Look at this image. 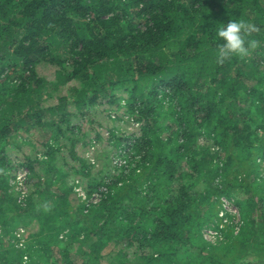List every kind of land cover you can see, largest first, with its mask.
I'll use <instances>...</instances> for the list:
<instances>
[{
    "label": "trees",
    "instance_id": "1",
    "mask_svg": "<svg viewBox=\"0 0 264 264\" xmlns=\"http://www.w3.org/2000/svg\"><path fill=\"white\" fill-rule=\"evenodd\" d=\"M233 19L257 44L219 64ZM118 109L129 133L106 126ZM37 129L53 143L24 157L17 204L6 166ZM262 160L264 0H0V264H264Z\"/></svg>",
    "mask_w": 264,
    "mask_h": 264
},
{
    "label": "rangeland",
    "instance_id": "2",
    "mask_svg": "<svg viewBox=\"0 0 264 264\" xmlns=\"http://www.w3.org/2000/svg\"><path fill=\"white\" fill-rule=\"evenodd\" d=\"M46 65L39 67V72L41 73L40 75H46V71L48 72V70L46 69ZM46 69V70H45ZM120 105H123V103H121ZM119 110V111H118ZM117 112H113L116 114H112V118H116V115H119L118 119H123L120 121H115V122H109V124H107L106 126L108 128H111L112 126H117L118 127V131H121L120 133H129L130 131H132L133 125H130V123H127L125 121H127V116L125 115V111L124 109H118ZM87 117L86 119L91 122L90 124V128L86 129L89 131V134L91 135L92 138H94L93 136H96L95 134V129H99L102 125H103V118L102 116H98V114H94V111L90 110L87 113ZM117 119V118H116ZM85 128V127H84ZM50 134L51 132L47 129H42V130H34L33 132H30V134L28 136L23 135V133L19 134L20 137L19 138H15L13 140L14 143L19 144L18 145V151L15 152L12 156H11V160L12 162H10V165L6 166L7 169V174L9 176V184L11 185V189L9 190L10 192V196L14 197V199H16V203L18 204L20 201H24V199L28 196V194L31 193V191L33 190V185L35 183V181L32 180L31 185H26L24 182V184L21 186V188L18 186L17 183H15V177L16 175H18V173H23V172H27L25 167H22V161L24 159V157H37L39 159L43 158V149L40 147L41 143L48 141L49 143H53V140L50 139ZM106 133L104 132V135ZM101 135V134H100ZM102 135V136H104ZM25 141V142H23ZM29 142V143H27ZM93 145V144H92ZM103 144L101 143H97V145L95 146V144L92 146V149H96L97 152H100L102 150ZM76 152L79 158H85L88 157L89 152L84 153V148L82 149V147H80L79 145L76 148ZM264 161V160H262ZM246 169H251V166H247L245 167ZM260 168V167H259ZM258 171H260V169H258ZM263 173L262 178H264V172ZM22 192L24 193L22 196ZM222 201V200H221ZM23 206V203H22ZM233 206V204H232ZM4 207H6V204L4 205ZM221 207H222V202H221ZM222 209V208H221ZM220 209V210H221ZM219 210V211H220ZM10 212V211H8ZM7 215H10V217H14V213H8ZM238 219L237 217H235V220L233 221V223L237 222ZM225 223V222H224ZM223 223V225H224ZM33 224V223H31ZM222 225V226H223ZM20 224L18 225V227H16V229L14 230V235L16 234V232H18V230L20 228H23L22 226H20ZM19 228V229H18ZM1 229H3L0 226V232ZM210 230L211 233H213V235L215 236V238H217V234H215L216 232L213 231L212 229H205L204 232V237L206 240L208 241H213L214 238L211 235V233L208 231ZM26 233H31L32 231H37V226L35 225V227L30 226V229H25ZM16 241L17 239L13 240L11 239V243L12 245H14L16 247ZM9 242V238L7 237H3L1 243H0V247L3 245V247H6L7 244ZM2 244V245H1ZM5 245V246H4ZM19 249V247H16ZM113 249V246L111 244H109L105 249L104 252L108 253L109 251H111Z\"/></svg>",
    "mask_w": 264,
    "mask_h": 264
},
{
    "label": "clouds",
    "instance_id": "3",
    "mask_svg": "<svg viewBox=\"0 0 264 264\" xmlns=\"http://www.w3.org/2000/svg\"><path fill=\"white\" fill-rule=\"evenodd\" d=\"M258 31L254 24L244 20H229L227 24H222L217 29L216 59L217 63L223 64L226 60L233 56H246L249 53V47L255 48L257 42L255 40H247L246 37Z\"/></svg>",
    "mask_w": 264,
    "mask_h": 264
},
{
    "label": "built area",
    "instance_id": "4",
    "mask_svg": "<svg viewBox=\"0 0 264 264\" xmlns=\"http://www.w3.org/2000/svg\"><path fill=\"white\" fill-rule=\"evenodd\" d=\"M260 171L261 172H264V161H260ZM26 174H27V172L18 173V175H16V177H15V181L14 182L17 183L20 188H21V186L25 182ZM262 175H263V173H262ZM75 192H76V194H77L78 197H80L82 200H85L86 202L95 204V203H97L99 201V196L97 194H94L90 199H87V197L82 192V190L80 189V187L75 188ZM23 194L24 193L22 192V196H23ZM226 212H228L229 214L231 213L232 215H236L237 216V210L232 206V203L229 202L228 200L222 199V209L219 211L218 216L220 218H223ZM208 231L211 233L210 230H208ZM215 234H217V232ZM211 235L213 236L214 240L217 239V238H215V236L213 235V233H211ZM15 237L17 239V241H16V247H22V245L24 243V240H23V230H19L18 232H16ZM25 259H26V257H24V260Z\"/></svg>",
    "mask_w": 264,
    "mask_h": 264
}]
</instances>
